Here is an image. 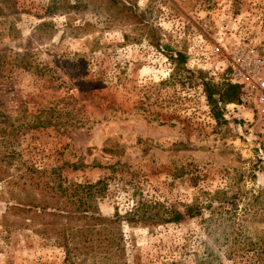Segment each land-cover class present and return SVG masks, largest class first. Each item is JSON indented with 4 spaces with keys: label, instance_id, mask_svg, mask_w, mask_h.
Masks as SVG:
<instances>
[{
    "label": "rangeland",
    "instance_id": "rangeland-1",
    "mask_svg": "<svg viewBox=\"0 0 264 264\" xmlns=\"http://www.w3.org/2000/svg\"><path fill=\"white\" fill-rule=\"evenodd\" d=\"M243 43L264 57V0H0V264H264L262 128L203 87ZM59 185L95 192L68 244Z\"/></svg>",
    "mask_w": 264,
    "mask_h": 264
},
{
    "label": "trees",
    "instance_id": "trees-1",
    "mask_svg": "<svg viewBox=\"0 0 264 264\" xmlns=\"http://www.w3.org/2000/svg\"><path fill=\"white\" fill-rule=\"evenodd\" d=\"M177 65L183 66L185 63V56L181 53L176 54ZM204 94L206 97V101L209 106L212 108L214 119L218 120L222 117V106L225 105H245L251 103L253 105L252 99L248 95H246L243 91L241 86L233 85L228 82L222 83L220 85H214L210 82H204ZM33 180L32 178L30 179ZM92 186H85V185H74L71 187H64L63 185H59L58 187L54 188V194L51 195V200L55 202L56 205L53 206V213H47L49 217H53V219H62L66 220V223L62 221L58 224L60 226L59 235H63L62 239L65 241V244H68V236L67 235H74L73 226L67 227L68 222H76L79 219H86L87 217L80 216L81 211H79L82 207L93 209L94 204V194ZM42 202V201H41ZM45 210L42 203L37 209V212H34V215H42ZM141 211V209L139 208ZM74 213V215H67L69 213ZM22 212H29L28 210L22 209ZM66 213V215H63ZM139 211H136L134 214L131 215L130 219L128 220L129 223L140 222L142 224H158V223H179L184 219V215L180 212L173 211L169 214V217L161 216L158 213L148 214L146 212L138 214ZM189 216H194L192 214V209H188ZM99 216H95V214H91L88 218L90 221L99 220ZM119 218L114 219H107L104 220L105 223L113 225L118 222ZM92 223L89 224L86 228L83 226L77 227L76 231L80 237L83 235H96L95 233L97 230ZM88 228V229H87ZM96 230V231H95ZM94 232V233H93ZM84 243L87 242L86 236H84ZM111 242V240H109ZM110 245V244H109ZM111 246V245H110ZM83 254H74L71 255L69 251H66V260L73 262L74 258L82 256ZM120 255V254H118ZM94 256V255H91ZM87 257V256H86ZM101 260H106V255L100 256ZM109 258V257H108ZM80 264H84V261H79Z\"/></svg>",
    "mask_w": 264,
    "mask_h": 264
},
{
    "label": "built area",
    "instance_id": "built-area-1",
    "mask_svg": "<svg viewBox=\"0 0 264 264\" xmlns=\"http://www.w3.org/2000/svg\"><path fill=\"white\" fill-rule=\"evenodd\" d=\"M231 46L226 58V81L241 86L252 99L264 135V57L257 55L249 43Z\"/></svg>",
    "mask_w": 264,
    "mask_h": 264
}]
</instances>
